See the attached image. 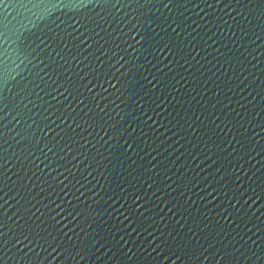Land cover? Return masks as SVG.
Listing matches in <instances>:
<instances>
[{
    "label": "water",
    "instance_id": "obj_1",
    "mask_svg": "<svg viewBox=\"0 0 264 264\" xmlns=\"http://www.w3.org/2000/svg\"><path fill=\"white\" fill-rule=\"evenodd\" d=\"M0 264H264V0H0Z\"/></svg>",
    "mask_w": 264,
    "mask_h": 264
}]
</instances>
